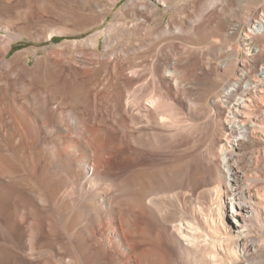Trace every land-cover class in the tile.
Listing matches in <instances>:
<instances>
[{
	"label": "bare ground",
	"instance_id": "obj_1",
	"mask_svg": "<svg viewBox=\"0 0 264 264\" xmlns=\"http://www.w3.org/2000/svg\"><path fill=\"white\" fill-rule=\"evenodd\" d=\"M44 1L0 0V264H264V0H126L7 57Z\"/></svg>",
	"mask_w": 264,
	"mask_h": 264
},
{
	"label": "rangeland",
	"instance_id": "obj_2",
	"mask_svg": "<svg viewBox=\"0 0 264 264\" xmlns=\"http://www.w3.org/2000/svg\"><path fill=\"white\" fill-rule=\"evenodd\" d=\"M78 1L79 0H45L44 3L37 2L36 5L34 4L33 6L34 10L31 11L33 13L30 12V14L27 13L26 16L20 15L19 17L14 18L13 22L16 26L15 35L18 38L16 39L15 45L13 46L12 50L7 55V57H11L14 53L18 51H27V50H31L35 52V54L37 53L36 54L37 57H41L48 48L54 45L61 44L62 42L67 40L66 37L56 36L53 42L45 41L44 38L49 35V33L46 32L47 29L45 28V26H47L46 25L47 23H49V25L51 23V27L56 25V27L60 26L73 31H80V30L82 31L83 29H85V31H83V33L79 37L80 39L85 38L94 32H103L100 40V43L102 44L105 38L104 32L107 26L110 25L111 22L113 21L115 14L119 10H122L126 0H120L117 6H115L112 10L110 9V11L108 9L109 8L108 4L110 0H95L101 6V9L98 11H95L91 7V1L93 0H84L83 2H80L81 0L79 2ZM180 1L183 0H172L170 2V4H172L171 7L176 6ZM186 9L182 7L180 11L181 12L180 15L177 16L179 21H184L185 18L184 16H191L193 14V9H194L193 6ZM219 9L223 11L221 7ZM107 11H109L108 14H106ZM223 13L224 14H222V17L223 16L226 17L227 15L229 16L228 13L225 12ZM105 15L107 16L106 20L104 22H101L100 19H102L103 16ZM235 15H233L234 20H236L235 18L238 19L241 17L239 12L236 13ZM170 16H171V12L165 14V18L163 22L166 23ZM133 19L135 20V18L130 17L125 19L124 22L125 23L129 22L128 26H131V23L135 22ZM85 21L90 23H87V25L85 26L86 23ZM217 25H218V21H216V24L215 23L212 24L213 29L210 30L209 32L212 33L205 41H201V42L197 41L193 43V46L194 47L209 46L212 43H216V42L226 43L225 38H222L220 35H217L216 33ZM37 32L39 33L37 34ZM45 33L47 34L45 35ZM185 36H184L185 38H188L187 35ZM132 42H136V40H132ZM49 83L51 85V82ZM46 86H49L48 82H46Z\"/></svg>",
	"mask_w": 264,
	"mask_h": 264
}]
</instances>
